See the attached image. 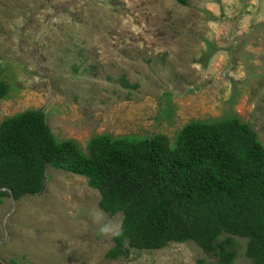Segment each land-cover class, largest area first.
Listing matches in <instances>:
<instances>
[{
  "label": "rangeland",
  "instance_id": "374dc122",
  "mask_svg": "<svg viewBox=\"0 0 264 264\" xmlns=\"http://www.w3.org/2000/svg\"><path fill=\"white\" fill-rule=\"evenodd\" d=\"M0 123L43 110L57 141L165 135L238 119L264 146V0H0ZM89 178L48 166L0 199V264H210L194 241L108 257L122 214ZM235 264H253L234 237ZM127 248V244H125Z\"/></svg>",
  "mask_w": 264,
  "mask_h": 264
},
{
  "label": "trees",
  "instance_id": "16d2710c",
  "mask_svg": "<svg viewBox=\"0 0 264 264\" xmlns=\"http://www.w3.org/2000/svg\"><path fill=\"white\" fill-rule=\"evenodd\" d=\"M8 90L0 80V100ZM88 151L84 156L73 141H57L43 110L6 118L0 199L39 193L48 166H58L89 178L101 210L122 214L108 257L194 241L217 258L210 264H235L232 238L239 237L246 239V257L264 264V146L249 125L234 118L192 122L173 146L162 134L100 135Z\"/></svg>",
  "mask_w": 264,
  "mask_h": 264
}]
</instances>
